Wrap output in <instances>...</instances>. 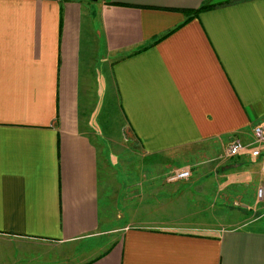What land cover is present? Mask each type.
<instances>
[{"label":"crops","instance_id":"0c3cea01","mask_svg":"<svg viewBox=\"0 0 264 264\" xmlns=\"http://www.w3.org/2000/svg\"><path fill=\"white\" fill-rule=\"evenodd\" d=\"M263 121L264 0H0V264H264V212L208 226L138 211L160 154L251 148ZM120 133L149 158L127 164L135 179L110 157ZM235 157L254 193L260 167ZM110 162L127 183L106 218Z\"/></svg>","mask_w":264,"mask_h":264},{"label":"rangeland","instance_id":"374dc122","mask_svg":"<svg viewBox=\"0 0 264 264\" xmlns=\"http://www.w3.org/2000/svg\"><path fill=\"white\" fill-rule=\"evenodd\" d=\"M113 118L118 124L121 120L118 116ZM120 129V128H119ZM104 152H108V149H104ZM133 149L131 141L126 140L125 135L119 134L115 141L111 143V158L121 163L123 167H126L131 178L137 177V171L127 167V164L143 162L144 168H149L147 164L149 161L147 157L143 156V159ZM243 153V152H242ZM241 154V153H240ZM239 154V155H240ZM238 156V155H236ZM205 156L199 155V150L196 148H184L176 149L168 154L162 153L158 156L157 161L159 163L165 162L161 165H156L152 174L154 180L152 183H156V187H143L142 201L150 199V204H139L138 210L143 215L142 220L164 221L167 219L182 222H206L207 225H222V226H236V225H251L253 217L257 213L264 212V200H258L256 198V190L261 185H264V174L259 169L262 177L259 183L254 187V193H252V186L245 182H239L244 180L243 170H228L229 163L232 162L235 156L228 157L225 153L218 154L216 156H207L210 160H204ZM108 163L112 167V171L109 173L108 178H104L105 185L108 192H114L108 199V206L102 208V215L107 218V211H112L113 214H117V210L120 209V203H118L121 193L124 189L122 186L126 184V181L122 182V176L124 175L123 168L119 165ZM146 163V164H145ZM250 164L260 166V161L254 157L250 159L242 157L239 164ZM225 164V165H224ZM131 166V165H130ZM181 169H188L189 175L185 179L171 181L169 176ZM104 171H100L101 177L104 176ZM144 175H149L151 172ZM238 175V176H237ZM133 179V180H134ZM131 183H134L131 181ZM139 191L138 186H131L130 191ZM149 191H153L154 200L149 194ZM251 191L252 198H255L253 204H248L245 199L241 201L237 196L249 193ZM115 194V196H114ZM253 194V195H252ZM149 195V196H148ZM152 210V211H151ZM150 212V213H148ZM150 216V218H147ZM152 218V219H151ZM120 222L119 220L112 219L110 223Z\"/></svg>","mask_w":264,"mask_h":264},{"label":"built area","instance_id":"2783aa9c","mask_svg":"<svg viewBox=\"0 0 264 264\" xmlns=\"http://www.w3.org/2000/svg\"><path fill=\"white\" fill-rule=\"evenodd\" d=\"M253 143L254 146L249 148V144H246L238 138L232 139L226 144L224 153L228 157L239 155L244 151H249V155L260 161V169L264 174V121L255 124L252 127ZM189 175L188 169H181L168 177L171 181L181 180L187 178ZM256 198L258 200H264V185H261L256 190Z\"/></svg>","mask_w":264,"mask_h":264},{"label":"trees","instance_id":"16d2710c","mask_svg":"<svg viewBox=\"0 0 264 264\" xmlns=\"http://www.w3.org/2000/svg\"><path fill=\"white\" fill-rule=\"evenodd\" d=\"M212 7H214V5L207 4V5H201L195 9H179V11H181L182 13H184L186 15V19L184 21V22H186L188 19L192 18L193 16H196L198 12L206 10V9H210Z\"/></svg>","mask_w":264,"mask_h":264}]
</instances>
